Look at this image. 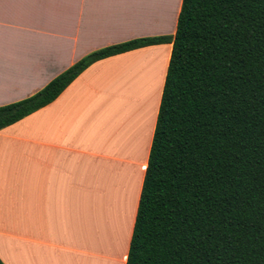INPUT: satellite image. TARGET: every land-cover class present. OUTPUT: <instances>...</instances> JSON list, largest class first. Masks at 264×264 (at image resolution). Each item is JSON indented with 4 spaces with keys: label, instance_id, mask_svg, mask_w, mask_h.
Wrapping results in <instances>:
<instances>
[{
    "label": "crops",
    "instance_id": "1",
    "mask_svg": "<svg viewBox=\"0 0 264 264\" xmlns=\"http://www.w3.org/2000/svg\"><path fill=\"white\" fill-rule=\"evenodd\" d=\"M182 0H0V106L99 48L174 35ZM172 42L87 67L0 130L5 264H126Z\"/></svg>",
    "mask_w": 264,
    "mask_h": 264
},
{
    "label": "trees",
    "instance_id": "2",
    "mask_svg": "<svg viewBox=\"0 0 264 264\" xmlns=\"http://www.w3.org/2000/svg\"><path fill=\"white\" fill-rule=\"evenodd\" d=\"M165 42L172 52L126 264H264V0H182L174 35L90 52L1 105L0 130L94 62Z\"/></svg>",
    "mask_w": 264,
    "mask_h": 264
}]
</instances>
